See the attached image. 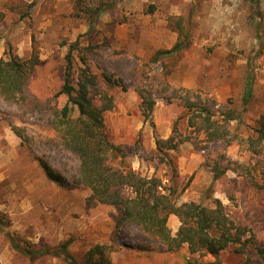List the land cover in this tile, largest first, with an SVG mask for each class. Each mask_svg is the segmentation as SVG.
Returning <instances> with one entry per match:
<instances>
[{
	"label": "rangeland",
	"instance_id": "obj_1",
	"mask_svg": "<svg viewBox=\"0 0 264 264\" xmlns=\"http://www.w3.org/2000/svg\"><path fill=\"white\" fill-rule=\"evenodd\" d=\"M246 1L248 18L255 24L245 23L247 34L235 31L232 38L226 34L228 12L220 10L217 22L209 15L214 0H0V57L37 56L28 89L46 100L61 88L64 56L69 44L77 41L78 48L71 52L72 83L76 84L78 68L83 67L79 60L83 55L99 86L112 95L113 107L104 113L111 137L124 144L133 169L168 184L170 167L152 158L154 141L168 137L174 122L186 135L188 114L181 102L163 96L158 81L176 84L173 81L189 74L186 78L193 86L187 88L212 100L214 120L220 123L225 113L232 112L235 119L228 123L229 132L238 137L253 134L256 120L264 114V41L253 38L258 30L264 38V0ZM245 3L237 12L247 8ZM177 42L184 49L152 61L158 50H169ZM103 73L118 79L120 86L107 85ZM247 83L251 93L245 101ZM142 89L154 98L149 114L138 94ZM66 99L60 94L52 104L60 108ZM225 143L215 140L203 150L184 143L170 151L178 185H185L178 200L200 201L210 189L211 197L221 201L235 223L246 228V238L253 234L254 241H246L241 253L229 247L217 255H191L185 246L170 253L161 243L145 240L134 227L115 231L116 209L88 202L90 191L72 179L76 161L56 145L46 116L0 98V264H67L53 255L29 259L13 242L26 249H52L68 239L69 250L77 258L97 243L113 244V264H264L258 254L264 248V189L231 170L211 181V158L222 154L230 162L247 163L238 157L235 143ZM39 158L63 178L65 186L47 177ZM139 244L150 250H138ZM115 254L120 256L116 261Z\"/></svg>",
	"mask_w": 264,
	"mask_h": 264
},
{
	"label": "trees",
	"instance_id": "obj_2",
	"mask_svg": "<svg viewBox=\"0 0 264 264\" xmlns=\"http://www.w3.org/2000/svg\"><path fill=\"white\" fill-rule=\"evenodd\" d=\"M31 6V5H30ZM99 10L93 11L89 21L90 29L96 21ZM74 41L68 46L61 88L51 98L41 100L28 89V79L33 67L39 62L37 56L24 59L8 53L0 57V98L29 113L46 116V125L55 135L56 145L76 161V174L73 181L90 191L87 200L90 204L112 206L117 211L114 230L122 226L136 228L149 242L161 243L166 252H176L185 246L188 253L217 255L220 251L234 247L241 253L246 241H254L253 234L246 238V228L238 225L228 214L225 206L217 198L211 197L210 189L200 201L179 202L185 185L179 186L176 167L170 151H176L184 143L195 150L207 148L208 143L224 140L226 145L236 146L235 152L247 163L225 160L224 155L209 160L211 181H215L231 170L236 175L247 177L257 189H264V114L256 120L253 134L238 137L229 132V121L235 119L231 111L225 113L224 120H214L210 110V98L202 97L193 88L158 81L156 86L168 100H178L188 114L189 131L182 134L175 122L171 134L165 139H155V152L152 158L159 164L170 167L169 183L153 175L142 174L132 168L127 160L128 153L122 143L110 135L104 123V113L113 107L112 95L99 86L97 76L90 72L86 58L79 55L83 67L78 68L76 84L72 83V54L78 48ZM184 49L177 42L171 49L156 53L152 61L164 53L179 52ZM107 85H119L112 75L103 73ZM124 88L123 86H121ZM141 103L149 114L154 104L152 92L138 90ZM251 85L246 84L245 101L250 97ZM64 94L67 99L60 107L52 104L54 98ZM213 103V102H212ZM227 164H222V161ZM47 177L65 186L63 178L50 168L46 161L38 159ZM210 200L204 203L203 200ZM169 215H175L179 226L174 235L167 225ZM12 241V239H11ZM70 239L59 245L42 249H26L13 242V247L22 251L29 259L42 255L61 257L67 264H113L111 253L113 244H95L81 258L69 250ZM138 250L149 251V246L139 244ZM264 259V248L258 250Z\"/></svg>",
	"mask_w": 264,
	"mask_h": 264
},
{
	"label": "crops",
	"instance_id": "obj_3",
	"mask_svg": "<svg viewBox=\"0 0 264 264\" xmlns=\"http://www.w3.org/2000/svg\"><path fill=\"white\" fill-rule=\"evenodd\" d=\"M244 3L245 2H243V0H222V1H219V2H217V0H214V3H213V7L214 8L212 9L213 12L210 13L209 15H210V17L213 16V21L214 22H217L218 21L217 19L219 18L220 10H222L223 12H228L229 18L227 19V21L229 23H228L227 32H226L227 36L231 35L232 38H233L235 31H239V35H241V32L244 33V34H247V30H246L247 27H245L244 24L249 22V21H251V23H254L252 20H250L248 18L251 13H248L247 1L245 3L247 5V8L245 7V10L243 9V10H239V12H237V7L239 5L241 7H243ZM236 13H240V15L242 14L243 16L237 17ZM235 16H236V18L233 19ZM237 20L240 21L241 23L235 24ZM256 23H258L257 20H256ZM234 27H235V29H234ZM228 32H229V34H228ZM262 34H263L262 31L258 30L255 33L256 36L253 35V38H255V39L257 38V40L259 42H263L264 38H262ZM227 39H228V37H227ZM241 39H243V38H241ZM263 46H264V42H263ZM261 60L264 61V56L261 58ZM262 67H264V64L262 65ZM186 77L190 78L191 76L189 74H185V75H183L182 77H179V79H177V80H175L173 82L176 83L175 85H181V86H184V87H192L193 84L189 83V81L187 80ZM166 137H167V134L164 135L161 138H166ZM152 149H154V146H153ZM134 165H137V167H138V162H135ZM181 173H185V170L181 171ZM170 223L172 224L171 226H170ZM167 224L169 225V228L171 229L172 232H175L177 230L178 226H179V222L177 221L175 215H169L168 220H167ZM119 257L120 256L115 254V255H113V260L116 261V259H118Z\"/></svg>",
	"mask_w": 264,
	"mask_h": 264
}]
</instances>
